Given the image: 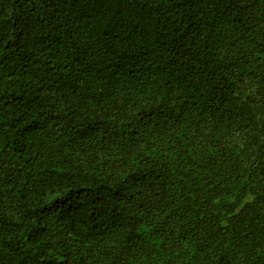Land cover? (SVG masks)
Masks as SVG:
<instances>
[{
  "label": "trees",
  "instance_id": "1",
  "mask_svg": "<svg viewBox=\"0 0 264 264\" xmlns=\"http://www.w3.org/2000/svg\"><path fill=\"white\" fill-rule=\"evenodd\" d=\"M0 264H264V0H0Z\"/></svg>",
  "mask_w": 264,
  "mask_h": 264
}]
</instances>
